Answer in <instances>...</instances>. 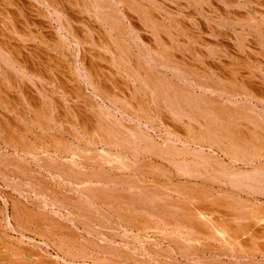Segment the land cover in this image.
<instances>
[{
    "label": "bare ground",
    "instance_id": "bare-ground-1",
    "mask_svg": "<svg viewBox=\"0 0 264 264\" xmlns=\"http://www.w3.org/2000/svg\"><path fill=\"white\" fill-rule=\"evenodd\" d=\"M1 1H3L4 6L0 8V12H2L0 24L3 29H0V56L5 60V64L2 63V67H7L8 71L11 69L14 70L16 74H14V78L20 77L23 82L22 86L25 88L29 87V84L26 85L27 81L32 84L41 83L44 85V81L55 84V79H62L67 76L65 73L63 76L61 74L63 72L62 64H67L63 60L65 57H62L63 59L55 57L62 54L60 48L65 50L67 48L68 52L72 51L74 54H81V58L77 55L78 60L75 66L73 62L69 63L70 68L67 70H69L71 79H74L73 82L77 81L76 83L80 88H82L80 82H83L87 86L86 90L92 91L93 94L94 100H90L89 97L88 102L85 99L83 100V105L81 104L83 110L86 111L85 116L80 105L78 106L81 109L72 106L74 107L72 111L73 122H68L67 119L63 122L60 115L55 117L54 121L52 120L53 124L51 122V124H48L47 115L50 117L53 116L48 114L50 111H47V106L51 107L49 110H51V114H54L57 109L53 105L59 104L58 99L57 101L49 100L51 97L50 94L57 95V93L56 89L55 92L49 93L45 90L47 87L44 88L39 84L38 97L30 96L29 91L24 92V96L28 100L29 112L32 114L31 122L38 124L37 126L44 128V130L46 129V133L54 131V127L58 129L59 125L63 127L65 123L64 126H66L67 133L70 137L73 136L76 143L79 144L81 142V144H84L86 151L90 152V148L97 147L95 148L96 151H91L92 153L90 155H93L91 159L90 156H87L89 154H83L84 147V149L80 147L76 148L74 143H68L69 141L64 139V136L56 134L52 136V139H46L44 136H35L37 138L35 139L33 135L32 138L35 141L30 140V144L26 146L15 144L14 137L16 135L14 136L13 134L15 130L10 131L13 129L10 121L9 123L6 121L8 125L3 127L4 132L7 133V135L5 134L6 145L12 147L16 151V154H19L21 161H27L28 159L26 160L25 158H31V161L39 168L50 169L52 165H49V163L53 164L52 162H56L55 166L57 169H50L54 173L49 178L55 180L62 178L65 185L69 182V177L65 174L66 169L80 172V175L85 178V181L83 183L76 182V186H79L76 190L80 196L86 197L84 198L87 199V203L93 208L91 209L95 216L93 220L100 219L98 223L95 222L97 227H104V224L109 225L108 222L110 221L112 223L113 218L105 222L107 219L106 216H101L102 218L98 217L103 214L102 207L108 208V211L112 213L109 215L118 217L119 221L116 223L119 229L124 234L128 233L127 235L131 237V241L134 243L132 247L128 242H126L127 244L119 245L114 241L115 236L113 233H109V235L104 232V234H100V241L98 240L100 245L94 241L95 239L91 240L90 238L88 242L95 249L99 247L101 253V255L95 257L92 255L94 257L92 262L88 263L87 259L90 257L87 254L85 255V252L80 247L78 249L82 250L83 253L78 255L73 254V256L69 245L72 247V244L75 243L78 237L71 231L66 221L74 222V225L70 223L72 228H83L87 233L91 234L94 228L88 224L90 216L84 213L83 208H81L83 210L82 213L79 206L76 209L78 213H74V210H72L77 206L74 207L72 205L73 208L70 209L69 204V207H66L67 203L74 202V198H70L72 195L70 197L66 196L65 198L61 193V200L59 199L60 197H56L59 193L43 186L42 183V185L40 184L42 187H40L44 192H55V194L51 193L53 194L51 196L50 193H45L53 197L51 199L49 196L51 200L43 199V197L39 198L36 190L39 186L38 183H34L35 178L29 174L25 175L22 173L21 176L18 173H14L15 168L12 169L10 167L14 171L12 174H18V177L15 176L18 179L17 181H21V179L27 177L24 182H26V186L32 187V194L30 193L31 195H28V197L30 199L33 198V201L30 200L29 202L35 203L39 208L44 204L51 209H64V212H66V221L64 224L61 220H58L60 218H52L47 215L48 213L45 214L44 212L41 213L40 211L32 210V207H28L22 203L23 201H13L12 211L11 213L9 211L8 219L11 222H20V227L23 229L24 222L26 221L27 228H25L36 236L44 237L48 243L52 242L53 247L59 250L63 258H52L47 249H44L43 246L40 247L35 240L29 239L30 244L36 245H27L25 242L27 246L21 247V250H19L20 248L17 249L19 252L8 245V251L0 252V259L4 264H22L23 261L20 259L22 252L30 253V255L34 254L33 256L36 258V261L40 264H60L59 261L62 259L64 261L70 259L69 261L72 264H76L77 261H80L82 264H255V260H258L259 263H261V259L264 261V204L256 199L255 201L250 199L244 201L238 196V193L236 195V189L240 190L238 191L239 193L245 189L248 193H253L252 195L264 197V191L260 188L264 186V113L260 114L261 111L258 113L254 109L242 107L243 104L242 106L231 108L220 103L217 106L214 104L211 105L212 102L210 100H200L201 102H197L193 98V92L196 94L197 90L201 89L205 90L204 95H210L211 97L215 95L220 97L227 96V103L233 102L235 91L232 89L238 82H236V78H239L241 82L246 79L243 74L244 72L239 70L229 55H226L231 59V62L221 64L225 70V76H222L223 72L220 71H218V74L217 72L215 74L216 76L219 75L218 79L226 80L229 94L231 93L227 95L222 91H225V88L221 90L215 82L211 84L207 77H203L195 66H190V63L188 64L185 58L186 54L188 57L194 58L201 55L202 52L209 59H214L219 54V49H216L218 47L213 45L215 43L213 38L218 33L216 32L215 26L213 27L211 26L212 24L208 25L206 23L209 40H204L202 34L200 36L199 32H195L186 27V24L181 18L177 19V15L180 16L181 11L178 14L170 11L167 3L170 0H145L146 2L151 1V6L148 4L150 2L145 3L144 0H65V2H63L64 0H16L15 7H17L13 11L9 7L13 5L14 0ZM190 1H195L198 5L206 6L205 0ZM243 1L238 0L235 3ZM174 2L178 1L174 0ZM244 2L255 5L254 7H257V9L260 8L258 10H260L259 12L264 20L263 0H245ZM233 3L234 1L232 5ZM24 5H27L30 9V13L26 11V14L30 16L29 18H23L26 15L22 7ZM175 5L182 7L179 3H175ZM74 6L76 8L73 10ZM208 6L209 8L206 6L209 9L207 12L210 13L213 21L223 19L220 16L225 15V12L219 13L215 7L211 9L212 7L210 8V5ZM239 6L235 7L236 9L231 7V9L234 8L238 11L244 7L240 6L241 8H239ZM166 13L167 15L165 16ZM86 14H88V19H86ZM249 15L250 12L245 16L240 12L238 18H229L231 23H227L234 28H240L241 33L249 29L264 39V30L261 21L259 19L258 21H253L254 16L251 17L252 15ZM135 16L141 22L142 29L151 33V38H154L152 40H155L161 46H156L151 42L152 40L150 38H143L145 32L142 34L143 30L139 26L137 28L134 24V20L136 19L133 17ZM160 16L165 21L167 20V22H164V19H161ZM126 20L128 27L125 23ZM53 23L58 28L55 33L58 37L54 38L56 39L54 47L53 45L48 46L49 39H46L47 31L51 30L52 25L54 27ZM93 33L97 35L95 38ZM129 34L136 37H133L134 39L131 43L125 40ZM184 37L190 38L192 42L203 46L195 48ZM166 38H170L172 42L168 44ZM247 38L248 33L236 37V41L241 50L246 49ZM37 45H46L43 52L47 53L49 51L47 56H43L42 49L38 54L50 62V72H53L52 75L50 74V78L52 77L51 80L47 78L48 76L46 77L43 73L38 72L39 70L36 71L31 68V71L29 70L30 75L27 76L28 68L25 64L30 60L27 61L29 55L26 56L23 51L25 50V52L32 55L33 50L38 52ZM221 47L225 48H222L223 52L228 53V46L222 45ZM179 56H181L180 60L178 59ZM139 57L145 59L147 64L142 62ZM97 60L100 62L103 61L104 63L102 62L99 67L95 63ZM206 63L209 69L213 71L215 66L207 60ZM169 74L174 78L169 79ZM2 75L4 77L5 74ZM7 80L11 82L7 83ZM173 80H178L179 82L183 80L185 82L183 85L185 86H181L179 83L173 82ZM119 81H122V85L119 84ZM5 82L8 84H6L7 86L5 84L3 86L2 83ZM11 84H16V81L7 75L0 82V103L5 102L6 96L13 93H10L12 90L9 86L14 87L15 85ZM72 84L74 85V83ZM248 84L251 85V83ZM244 86L249 93L241 91L243 93L241 95H244L246 99L258 98L264 101V91L256 90L257 87L253 88L254 86H246L245 83ZM59 89L62 90V88ZM120 89L128 96H120ZM81 91L83 92L82 89ZM68 95L65 94L66 97H69ZM198 96H202L203 98L202 93L197 94L196 97ZM220 100L222 101L223 99ZM49 101L53 104L51 105V102L48 104ZM242 103L244 102L242 101ZM18 107L25 109L23 103L20 102L18 103ZM150 108H153L152 110L156 116L160 117L164 113V110H168L170 113L176 115V118L168 114L169 118L166 119L168 121L161 120V125L158 126L155 123L156 120ZM23 115H25V112ZM205 121L209 124H206ZM163 129L164 133L161 134V130ZM79 130L86 135V139L83 137V134H81L83 136L80 135V137H83L82 139L79 137V133H77ZM156 135L157 137L160 136L159 141H156L154 138ZM46 137L49 138V135ZM212 149H219L223 155L231 160L232 164L244 163L247 166L255 164L254 169L251 168V171L249 169V172H247L248 170L243 172L239 168L238 170L240 172L228 168V164L225 165L224 161L219 158L220 156L218 157ZM82 150L83 153H81ZM49 151L53 153L49 155L50 157L47 156V152ZM49 153L51 154V152ZM153 153L155 155L158 154L157 157L161 156L163 160H168L167 163L171 164V166L174 165L176 168L175 176H181L183 179H187V181L176 182L174 184L172 182L163 184L160 181H156L161 176L165 179H171L172 172L167 168H163L160 164H151L152 160L149 159ZM67 156H71L72 159L70 160H73V162L69 159L68 161L65 159V161L64 158ZM86 156L91 160L85 158ZM139 156H143L145 159L140 162L138 160ZM181 157L183 159L180 160ZM187 159L189 161L192 160L196 164L194 163V166H191ZM74 160L77 161L75 162ZM197 164H200L201 167L199 168L198 166L197 168ZM12 165L14 164L12 163ZM16 165L18 166V164ZM115 170L116 172L119 171L120 175L107 176L106 171L110 173ZM126 172L129 173L128 177L124 174ZM2 173L4 172L2 171ZM9 176L2 175V179L10 185L16 183L14 181L10 182L14 175L11 178ZM189 178L196 180L205 179L204 181L208 178H218V180L223 182L220 183L223 187L226 184L227 186H225L232 187V190L219 188L214 192L215 196H208L205 186L201 188L198 184L199 182H194L196 184L188 182L190 181L188 180ZM209 181L212 182L211 180ZM17 185L14 184L13 186L16 187ZM24 185L20 183L18 186L20 187V191H22L21 187L23 188ZM67 185L71 184L67 183ZM209 192L211 194L212 191ZM68 193L66 191L67 195ZM43 196L48 197V195ZM135 197L145 199L144 201H147V203L143 202L144 204L142 205L144 206H142L139 203L141 200L137 201ZM20 198L22 199L24 197ZM97 200L101 202H97ZM115 201L121 204H118L119 208L114 204ZM76 202L77 200H75V204L79 203ZM127 208L137 209L136 214L130 215L129 212H125L126 210L124 209ZM148 214H152L153 217L156 216L157 226H154V220H151L147 216ZM103 217L106 219L104 220ZM78 218L84 221L78 220ZM151 221L153 222L151 223ZM40 224L45 225L51 235ZM11 227L14 226L11 225ZM6 233L4 232V234ZM150 233L157 235L159 238L161 237L163 240L161 242L168 244L166 246L167 249L164 250L162 247H158V250H155V248H152L150 243L153 241V237L150 238ZM25 238L26 236L23 235L22 239L18 238L15 240L18 246L24 244L23 239ZM2 243L6 245V243ZM46 243L45 247L47 246ZM215 255L217 256V261L213 257ZM58 259L61 260L58 261ZM224 260H227V262ZM26 264L30 263L27 261Z\"/></svg>",
    "mask_w": 264,
    "mask_h": 264
},
{
    "label": "rangeland",
    "instance_id": "rangeland-1",
    "mask_svg": "<svg viewBox=\"0 0 264 264\" xmlns=\"http://www.w3.org/2000/svg\"><path fill=\"white\" fill-rule=\"evenodd\" d=\"M15 1L16 0H14V2H13V7L12 6H10L9 7V9L11 10V11H13V10H15L16 9V7H15ZM60 1H63V0H60ZM145 1V0H144ZM175 1H178V2H174V0H170V1H168L167 3H168V8L170 9V11L171 12H175V14H178V13H180V11L182 12V13H180L181 15L180 16H178L177 15V19L178 18H181V20H183L184 21V23L186 24V27H188V28H190V29H192V30H194L195 32H199V34H200V36H202V37H204V40H206V41H208L209 40V36H208V27L206 26V23L208 24V25H211V26H215L216 27V32H218V33H216V36L213 38V40H214V42L215 43H213V45H216V47H218V48H216V49H219V56L218 55H216V59L214 58V59H209V58H207L206 57V55L204 54V53H202L201 52V55H199V56H197V57H194V58H190V57H188V55L186 54L185 55V58L187 59V61H188V64L190 65V66H195V68L199 71V73L204 77L205 76V78L207 77V79L209 80V82L211 83V84H214V83H212V82H215V84L217 85V87L219 88V89H224L225 88V91L224 90H222L224 93H226L227 95H230L229 94V88L227 87L228 85L226 84V80H224V79H218V76H216V72H217V74H218V71H220V72H223V74H222V76H225V70H224V68H222L223 66L221 65V64H227V62L229 63V62H231V59L230 58H228L226 55H229L231 58H232V61L234 62V64L235 65H237L238 66V68H239V70H241L242 72H244L243 74H244V76H245V78L246 79H244V81L243 82H241V80L239 79V78H236V85H234L232 88V90L233 91H235V98H234V101L233 102H228L227 103V96H224V97H220V96H218V95H215V96H210V95H204V92H205V90H201V89H198L197 90V93L195 94L194 92H193V98H195V100L197 101V102H201V101H204V100H210V102H212L211 103V105H218V103H220L221 105H224V106H230L231 108H233V107H238V106H242V104H243V106L242 107H247V108H251V109H254L256 112H258V113H260V111H261V113L260 114H262V113H264V101H261L260 99H258V98H253V99H246V97L244 96V95H241V94H243V93H241V91H243V92H245V93H247L248 92V90H247V88L244 86V83H245V85L247 86H254L253 88H255V87H257V89L256 90H259V91H264V39H262L261 37H259L258 35H256L255 33H253L251 30H246L245 32L243 31V33H241V29L240 28H234V27H232L230 24H228V23H231V21L229 20V18H238V14L241 12V14L243 13V15L245 16L248 12H250V15L249 16H251V17H253L254 16V19H253V21H258V19L261 21V23H262V25H263V30H264V20L262 19V15H261V13L259 12L260 10H258V9H260V8H258L257 9V7L255 8L254 6L255 5H250V4H246V2H244L243 0V2H236L235 3V1H238V0H205V3H206V6L209 8V6L208 5H210V8L211 9H214V7H215V9L217 10V11H219V13L220 12H225V15H221L220 17H222L223 19H218V20H214L213 21V18L212 17H210V13L209 12H207V10L209 11V9L204 5H198V3L196 4V2L194 1V2H192V1H190V0H175ZM234 1V3H233V5H232V2ZM264 1V0H263ZM3 1H1L0 0V8L2 7L3 8V6H4V4L2 3ZM63 2H65V0L63 1ZM147 2H150V3H148L150 6H151V1H147ZM146 1H145V3H147ZM1 3H2V6H1ZM175 3H179V4H181L182 5V7H177L176 5H175ZM192 3V4H191ZM218 3H219V5H218ZM225 5H224V4ZM238 3V4H237ZM242 3V4H241ZM186 4V5H185ZM248 5V6H246V5ZM170 5H172V6H170ZM244 6V7H242V10H243V12H242V10L241 9H239L238 11L237 10H235L236 8L235 7H237V6ZM21 6V5H20ZM25 6V7H24ZM24 6H22L23 8H24V12H25V14H26V11L27 12H29V7L27 6V5H24ZM187 6V7H186ZM223 6V7H222ZM226 6V7H225ZM230 6V7H229ZM239 6V8H241ZM246 6V7H245ZM21 7V8H22ZM202 7V8H201ZM231 7H234V8H232L231 9ZM27 8V9H26ZM76 7L74 6V8H73V10L75 9ZM177 8V9H176ZM203 9H205V10H203ZM238 9V8H237ZM256 9V10H255ZM8 10V9H7ZM247 10V11H246ZM193 11V12H192ZM205 11V12H204ZM237 11V12H236ZM246 11V12H245ZM30 13V12H29ZM186 13V14H185ZM188 13V14H187ZM194 13V14H193ZM204 13V14H203ZM208 13V14H207ZM234 13V14H233ZM255 13H256V15H255ZM158 14L159 15H161V13L160 12H158ZM228 14H230V15H228ZM233 14V15H232ZM236 14V15H235ZM27 15V16H26ZM25 15V17H23V18H29L30 16L28 15V14H26ZM167 15V13L165 14V16ZM186 15V16H185ZM232 15V16H231ZM86 16H87V18L86 19H88V14H86ZM190 16V17H189ZM226 16H227V18H226ZM157 17H159L158 15H157ZM0 18H2V12H0ZM134 19H136V20H134V24L137 26V28H138V26H139V28L141 29V30H143L142 29V26L140 25L141 24V22L138 20V18H136V16L135 17H133ZM160 18L161 19H164L162 16H160ZM204 18V19H203ZM217 18V17H216ZM90 19V18H89ZM225 19V20H224ZM227 19H228V21H227ZM244 19H246V18H244ZM256 19V20H255ZM201 20V21H200ZM222 20V21H221ZM192 21H194V22H192ZM219 21V22H218ZM164 22H167V20L165 21V19H164ZM215 24H214V23ZM228 22V23H227ZM125 23H126V26H127V20L125 21ZM188 23V24H187ZM197 23V24H196ZM54 24V23H53ZM97 24V23H96ZM138 24V25H137ZM214 24V25H213ZM219 24V25H218ZM98 25V24H97ZM197 25V26H196ZM225 25H227V26H225ZM57 25H55L54 24V27H53V25H52V28H51V30H48L47 31V37H46V39H49V42H48V46L49 45H53V47L55 46V40L56 39H54V38H57L58 37V35H56L55 33H56V29H58L57 27H56ZM141 26V27H140ZM218 26V27H217ZM3 27H4V25H3ZM56 27V28H55ZM87 27V26H86ZM128 27V26H127ZM126 28V27H125ZM204 30H203V29ZM234 28V29H233ZM0 29L1 30H3L2 29V27H1V24H0ZM206 29H207V31H206ZM218 30V31H217ZM130 31V30H129ZM205 31V32H204ZM5 32H8V31H5ZM52 32V33H51ZM145 32V33H144ZM201 32V33H200ZM144 33V34H143ZM248 33V38H247V42H246V49H244V50H241L240 49V47H239V45H238V42L236 41V37H238V36H242V34H247ZM94 34V38L97 36V35H95V33H93ZM142 34L144 35V37L143 38H145V39H154V38H151L152 36H151V33H149L148 31L146 32V31H144L143 30V32H142ZM148 34V35H147ZM183 34H185V32H183ZM202 34V35H201ZM142 35V36H143ZM132 36V37H131ZM137 36V35H136ZM133 35H128V38L127 39H125L126 41H130L129 43H131L132 42V40L134 39V38H136V37H134ZM51 38V39H50ZM132 38V39H131ZM185 38V40L191 45V46H193V47H195V48H198V47H200V46H203V45H200V44H198V43H195V42H192L191 40H190V38H186V37H184ZM138 39V38H137ZM166 40L168 41V44L170 43V42H172V40L170 39V38H166ZM139 41V40H138ZM152 43H154L156 46H161L158 42H156L155 40H152L151 41ZM218 45V46H217ZM228 46V50H227V52L228 53H226V52H223L222 50V48H224V47H221V46ZM247 46H249V47H247ZM35 47V46H34ZM37 47H38V52H36V51H32L31 53H32V55H30L28 52H25V50L23 51V53L26 55V56H28L29 57V59H27V61H29V62H27V64H25V66L28 68V73H27V76H29L30 75V68L31 69H34V70H36V71H38V72H40V73H43V75H45L48 79L50 78V74L52 75L53 74V72H50L51 71V69H50V62L46 59V58H44V57H40V54H38V53H40L39 51L42 49V52L44 51V48H46V45H37ZM41 47V48H40ZM61 49V52H62V54H60V55H58V54H55V55H58V56H55V57H59V58H62V57H65L63 60H64V62L66 61V63L67 64H65V63H63L62 65V69H63V72L61 73L62 74V76H63V74L65 73V75H67V76H65V78H62V79H59V78H57V79H55V84L56 85H58V86H56L54 83H52V82H47V81H44V85H45V83H47L45 86L44 85H42L41 83H36V84H32V83H28V81L26 82V85H28L29 84V87L28 88H25V87H23L22 85H23V82L21 81V78L20 77H16V78H14L15 77V71L14 70H9L8 71V69H7V67H2L3 65H2V63H4L5 64V60L3 59V57L2 56H0V82H2L3 81V79H4V77H6V75L8 76V77H11V78H13L15 81H16V84H11V85H15L14 87H12V86H9V88H11V90L12 91H10V93L11 92H13V93H11L9 96H6V101L5 102H1L2 103V105H1V103H0V135H1V137H0V167H1V169H0V172H1V176H0V246H1V249H0V252H4V251H8V249L9 248H7V246L8 245H10L11 246V248L12 249H16V251H18L19 252V250H21V247H23V246H27V245H32V246H34V245H36V244H30L29 243V239H33V240H35L36 241V243L41 247V246H43L44 247V249H47L48 251H49V253H50V255L52 256V258H54V259H57V258H61L63 255L59 252V250L57 249V248H54L53 247V245H52V242H50V243H48L45 239H44V237H40V236H36V235H34L32 232H29V230L28 229H26L27 228V226H26V221L24 222V229L23 228H21L20 227V222H17V221H15V222H11V220L10 219H8L9 217H8V215H9V211H10V213H11V211H12V207H13V201H15V200H18V201H23L22 203H24V204H26L28 207H32L31 209L32 210H37V211H40L41 213L42 212H44L45 214H47V215H49V216H51L52 218H60V219H58V220H61L64 224H65V221H66V212H64L65 210L64 209H61V210H55V209H51V208H49V207H47V206H45L44 204H42V202H41V208H39L35 203H32V202H29L30 200L31 201H33V198H29L28 197V195H31L32 194V187L31 186H26V182H24L25 181V179L27 178H23V179H21V181H17L18 179H16V177H18L17 175L18 174H20L21 176H22V173L23 174H29L30 176H32L33 178H35V181H34V183H38V188H36V190H37V193H38V195H39V198H42L43 197V199H48V200H51V199H53V197H51L53 194H55V192H57V193H59L58 194V196H56V197H60L59 199H61L62 200V195H61V193L64 195L63 197H65L66 198V196H68V197H70L71 195V197L70 198H74V202H75V200H77V202H79L78 204H75L74 202V204L73 203H67L66 204V207H69V204H70V209H72L73 208V206L74 207H76L75 209H72V210H74L73 212L75 213H78V211L76 210V209H78V206H79V208H80V210H81V208H83V210L85 211L84 213H87V215L88 216H90L89 217V226H91V227H93L94 229L92 230V232H91V234H89V233H87L83 228H80V229H77V228H72V226H70V223L72 224V225H74L73 223L74 222H71V221H69V220H67L66 222H67V225L71 228V231L73 232V233H75L76 235H77V240H75V243H73L72 244V247L69 245V247H70V249H71V253H72V255L74 254V255H78V254H80V253H83V251L85 252L84 254L86 255H88L90 258V260L89 259H87L88 260V263L89 262H92V260L94 259V257L95 256H97V255H101V253H100V251H99V247H97L96 249L95 248H93L88 242H89V240H90V238H91V240H94V241H96L99 245H100V237H101V233H103L104 234V232L105 233H107V234H112L113 233V235L115 236V240L114 241H116V243L117 244H119V245H123V244H127L126 242H128V244L132 247V246H134V243H133V241H131L132 239H131V237L130 236H128L127 234L128 233H123L122 232V230L121 229H119V226H118V217H115V216H113V215H109L111 212H109L108 210V208H104V207H102L103 208V214L102 215H100V216H98V217H101V216H106V218H104V220H105V222L106 221H109V220H111L112 218L115 220V222H114V220L112 219V223H111V221L110 222H108L109 223V225H107V224H104V227H97V224H95V222L96 223H98L99 221H100V219L98 218V219H95V220H93L94 219V214L92 213L93 212V210H91V209H93L92 207H90V205L87 203V199H85L86 197L85 196H80V194L78 193V191L76 190L77 189V187H79V186H76L77 185V183H83L85 180V178H83V176L82 175H80V172L78 173V171H76V170H73V171H71V170H69V169H66L65 170V174H67V176L69 177V182H67L68 184H71V185H67V183H66V185L63 183V179L62 178H60V179H52V178H49L50 176H51V174L52 173H54L52 170H50V169H57V167L55 166L56 165V162H52L53 164H50L49 163V165H52V167L50 168V169H42V168H39L33 161H31V158L29 159V158H25L27 161H25V160H23V161H21L20 159H19V154L17 155L16 154V151H14V149L12 148V147H9V146H7L6 145V141H5V138H6V135H7V133L6 132H4V130H3V127H6L7 125H8V123H9V121L11 122V125H12V128L13 129H11L10 131H14L13 132V134H14V136L16 137H14V139H15V144H21V145H28V144H30V142L33 140V138H35V139H37L36 137L37 136H40V137H45L46 139H52V136H54V134H56V135H61V136H64V139H66V140H68L69 142L68 143H74V145H75V147L77 148V147H80L81 149H84V153H83V150H82V152L81 153H83L84 155H87V154H89V155H87V156H92L93 157V155L91 154L90 155V153H92L91 151H96V147L97 146H95L94 148L92 147V148H90L89 150H91L90 152L89 151H86V146H84V144H81V142L78 144V143H76L75 142V140L73 139V136H71L70 137V135L67 133V130L65 129L66 128V126H64L65 125V123H64V125H63V127H60V125L58 126V129H56L55 127H54V131H52V132H49V133H46V129L44 130V128H40L39 126H37L38 124H33L32 122H31V117H32V114L29 112V108H28V100H26V98H25V96H24V92H30V96H35V97H38L39 95H38V92H39V84H41L42 85V87H47V88H45V90H47L49 93H51V92H55V89H56V93H57V95H55V94H50L51 95V97H50V99L49 100H56L57 101V99H58V105H53L56 109H57V111L55 112L56 113V115H54L53 113L51 114V110H49V108H51L50 106H47V111H50V113L48 112V114H50L51 116H53V117H50L49 115H47V119H48V124H53V121H54V118L55 117H58V116H60L61 118H62V121L64 122L65 121V119H67V121L68 122H70V121H74V119H73V115H72V111L74 110V107H72V106H75L76 108L78 107V108H80L78 105H80L81 106V110L82 111H84V116H85V114H86V111L85 110H83V100H85L86 99V101L88 102V98L90 97V100H94L93 99V94H92V91H88V90H86L87 89V86L83 83V82H80V85H81V87L82 88H80L79 87V85H77V81H75V82H73L74 81V79L72 80L71 79V77H70V75H69V70H67V69H69L70 67H69V63H72L73 62V64H74V66L77 64V60H78V56L77 55H79V58H81V54H77V53H72V51H70V52H68L67 51V48H66V50L65 49H63V48H60ZM145 49H147V48H145ZM225 49V48H224ZM220 50H221V52H220ZM53 51V50H52ZM196 51H198V50H196ZM234 52V53H233ZM252 52H257V53H252ZM28 53V54H27ZM47 53H49V51H47ZM47 53H45V52H43L42 54H43V56H47ZM53 53V52H52ZM70 53V54H69ZM223 53V54H222ZM204 54V55H203ZM249 54V55H248ZM253 54V55H252ZM62 55V56H61ZM223 55V56H222ZM251 55V56H250ZM261 55V56H260ZM35 56V57H34ZM187 56V57H186ZM225 56V57H224ZM243 58H242V57ZM250 56V57H249ZM54 57V56H53ZM184 57V56H183ZM221 57V58H220ZM237 57V58H236ZM239 57V58H238ZM33 58H35V59H33ZM41 58V59H40ZM139 58H141V61L142 62H144V63H146V61H145V59H142V57H139ZM169 58V57H168ZM190 58V59H189ZM203 58V59H202ZM219 58V59H218ZM246 58V59H245ZM3 59V60H2ZM67 59V60H66ZM178 59L180 60L181 59V56H179L178 57ZM240 59V60H239ZM257 59V60H256ZM33 60V61H32ZM45 60V61H44ZM72 60V61H71ZM206 60L207 61H209V63L210 64H212V65H214L215 67L213 68L214 70L212 71V70H210L209 69V67H208V65H207V63H206ZM225 60V61H224ZM1 61H3V62H1ZM37 61H39V62H37ZM71 61V62H70ZM194 61V62H193ZM197 61V62H196ZM103 62V61H102ZM102 62H100L99 60H97L95 63L100 67V64H102ZM201 62V63H200ZM212 62V63H211ZM258 62V63H257ZM263 62V63H262ZM35 63V64H34ZM104 63V62H103ZM193 63V64H192ZM245 63V64H244ZM147 64V63H146ZM240 64V65H239ZM42 67H41V66ZM48 65V66H47ZM250 65V66H249ZM38 66V67H37ZM198 66V67H197ZM3 68V69H2ZM199 68V69H198ZM220 68V69H219ZM7 69V70H6ZM253 70V71H251V70ZM30 70V71H29ZM43 70V71H42ZM207 70V71H206ZM223 70V71H222ZM6 71V72H5ZM47 71V72H46ZM5 72V73H4ZM25 72V71H24ZM49 72V73H48ZM255 72V73H254ZM47 73V74H46ZM68 73V74H67ZM2 74H5L4 75V77H2L3 75ZM13 74V75H12ZM15 74V75H14ZM206 74V75H205ZM257 74V75H256ZM57 75H58V73H57ZM170 76H168V78L169 79H173L174 77H172V75L171 74H169ZM212 75V76H211ZM253 76V77H252ZM258 76V77H257ZM66 77H68V78H66ZM20 78V79H19ZM52 78V77H51ZM51 78H50V80H51ZM255 80H254V79ZM9 79V78H8ZM59 79V80H58ZM249 79H251V80H248ZM253 79V80H252ZM18 80H20V81H18ZM58 80V81H57ZM257 80V81H256ZM61 81V82H60ZM175 81V83H179L181 86H185V85H183V84H185V82L183 81V80H181L180 82L178 81V80H173V82ZM253 83H252V82ZM7 83L8 82H11V81H6ZM2 83L3 84V86H4V84L6 85L7 83ZM25 82V81H24ZM38 82V81H37ZM71 82V83H70ZM120 82V83H119ZM118 83L120 84V85H122L121 83H122V81H119ZM132 82V81H131ZM72 83H74V85L72 84ZM219 83V84H218ZM224 83H225V85H224ZM248 83H251V85L250 84H248ZM255 83V84H254ZM133 84V83H132ZM241 84V85H240ZM8 85V84H7ZM6 85V86H7ZM24 85H25V83H24ZM260 85V86H259ZM38 86V87H37ZM62 86V87H61ZM224 86V87H223ZM243 86V87H242ZM259 87H261V88H259ZM59 88H62V90H60ZM64 88V89H63ZM238 88V89H237ZM263 88V89H262ZM23 89V90H22ZM32 89V90H31ZM67 89V90H66ZM81 89L83 90V92L81 91ZM241 89V90H240ZM15 90V91H14ZM38 90V91H37ZM52 90V91H51ZM79 90V91H78ZM34 91V92H33ZM66 91V92H65ZM71 91V92H70ZM87 91H88V93H87ZM121 91V92H120ZM120 91H119V95L120 96H128L126 93H124L121 89H120ZM251 91V90H250ZM20 92V93H19ZM65 92V93H64ZM73 92V93H72ZM80 92H82V93H80ZM37 93V94H36ZM199 93H202V95H203V98H202V96L201 97H196L197 96V94H199ZM249 93V92H248ZM264 93V92H263ZM20 94V95H19ZM22 94V95H21ZM33 94V95H32ZM65 94H69L68 96L69 97H66L65 96ZM71 94V95H70ZM141 94V93H140ZM27 97H28V95L27 94H25ZM89 95V96H88ZM142 95V94H141ZM11 96V97H10ZM16 97V98H15ZM24 97V98H23ZM61 97V98H60ZM226 97V98H225ZM11 98V99H10ZM14 98V99H13ZM53 98V99H52ZM70 98H72V99H70ZM83 98V99H82ZM209 98V99H208ZM70 99V100H69ZM79 99V100H78ZM220 99H223L222 101L220 100ZM11 100V101H10ZM15 100H17V101H15ZM201 100V101H200ZM211 100H213L214 101V103H213V101H211ZM216 100V101H215ZM218 100V101H217ZM20 103H23V105L25 106V109H23V108H17V106H18V103L19 102ZM55 101V102H56ZM242 101L244 102V103H246L247 104V106H246V104H244V103H242ZM249 101V102H248ZM252 101V102H251ZM7 102H8V104H7ZM11 104H10V103ZM15 102H16V104H15ZM48 102V101H47ZM50 102L51 101H49V103L48 104H50ZM216 102V103H215ZM5 103V104H4ZM14 103V104H13ZM71 103V104H70ZM160 103V102H159ZM236 105H235V104ZM241 103V104H240ZM249 103V104H248ZM53 103L51 102V105H52ZM82 104V105H81ZM229 104V105H228ZM238 104V105H237ZM253 104V105H252ZM255 104H257V105H255ZM27 105V106H26ZM160 105L162 106V104L160 103ZM234 105V106H233ZM13 106V107H12ZM15 106V107H14ZM252 106V107H251ZM17 108V109H16ZM20 109V110H19ZM153 108H150V110L152 111V115H153V117L155 118V120H156V124L158 125V126H160L161 125V123H160V121L161 120H166V119H168L169 118V115H171L172 117H174V118H176V115H174V114H172V113H170V111H168V110H164V113L162 114V116H156V114H154V112H153V110H152ZM237 109H239V108H237ZM158 110V109H157ZM25 112V115H23V113ZM27 112V113H26ZM93 113V112H92ZM92 113H89V114H92ZM96 113V112H95ZM6 114V115H5ZM29 114V115H28ZM169 114V115H168ZM64 115V116H63ZM68 115V116H67ZM155 115V116H154ZM167 115V116H166ZM10 116V117H9ZM14 117V118H13ZM164 117V118H163ZM166 117V118H165ZM7 118V119H6ZM69 118V119H68ZM51 120V121H50ZM53 120V121H52ZM8 123H7V122ZM66 121V122H67ZM166 121H168V120H166ZM6 122V123H5ZM51 122V123H50ZM206 122V121H205ZM206 124H209V123H207L206 122ZM2 126V127H1ZM19 130H18V129ZM20 128H21V130H20ZM24 128V129H23ZM26 129V130H25ZM64 131H63V130ZM18 130V131H17ZM25 130V131H24ZM28 130V131H27ZM34 130V131H33ZM162 132H161V134H163L164 133V129L163 130H161ZM3 132V133H2ZM33 132V133H32ZM58 132V133H57ZM49 135V138L48 137H46L47 135ZM63 133V134H62ZM77 133H79L78 135H79V137H80V135L81 134H83L84 135V133H82V131H78ZM6 134V135H5ZM67 134V135H66ZM28 135V136H27ZM33 135H34V137H33ZM51 135V136H50ZM83 135H81V136H83ZM20 136V137H19ZM36 136V137H35ZM28 137V138H27ZM33 137V138H32ZM85 139H86V135H84L83 136ZM83 137H80L81 139L83 138ZM159 137L160 136H158L157 137V135L154 137L155 139H156V141H159L158 139H159ZM45 138H43V139H45ZM18 139V140H17ZM35 139L33 140V141H35ZM45 139V140H46ZM17 140V141H16ZM20 140V141H19ZM23 140V141H22ZM31 140V141H30ZM19 141V142H18ZM46 141H48V140H46ZM16 142H18V143H16ZM26 142V143H25ZM77 144V145H76ZM80 145V146H79ZM82 145V146H81ZM84 147V148H83ZM12 148V149H11ZM99 148V147H98ZM92 149H94V150H92ZM206 149H210V148H206ZM98 150H100V149H98ZM213 150V149H212ZM85 151H86V154H85ZM213 151H215L214 153H216L217 155H218V157L222 160V161H224V164L225 165H227V167L228 168H232V169H234V170H238L239 168H240V170H243V172H245V171H247V172H249V169H250V171H251V168L252 169H254L253 167L255 166V164H253V165H250V166H247V165H245L244 163V165L243 164H241V163H239V164H232V162H231V160L227 157V156H225V155H223L222 153H221V151L219 150V149H214ZM5 152V153H4ZM49 152H51V154L49 153ZM49 152H47L48 153V155L47 156H49V155H52L53 153H52V151H49ZM220 152V153H219ZM94 154V153H93ZM157 155L158 154H152V157L149 159V160H152L151 162V164H160L161 166H163V168H167L168 170H170L171 172H172V178L171 179H165L163 176H161V177H159V178H157L156 179V181H160V183H169V182H172L173 184L174 183H179V182H184V181H187V179H183V177H181V176H175L176 175V168H175V166L174 165H172L171 166V164H169V163H167V161L168 160H163V159H161L162 157L161 156H159V157H157ZM87 156L85 157V158H87ZM2 157V158H1ZM50 157V156H49ZM68 157V158H67ZM66 158H64V160L66 159L67 161H68V159L70 160V159H72V157L71 156H67ZM70 157V158H69ZM92 157H91V159H92ZM78 158V157H77ZM227 158V159H226ZM87 159H90L89 157L87 158ZM90 159V160H91ZM143 159H145L143 156H139L138 157V160L141 162ZM159 159V160H158ZM181 159H183L182 157L180 158V160ZM7 160V161H6ZM65 160V161H66ZM148 160V161H149ZM163 160V161H162ZM188 160V159H187ZM11 161V162H10ZM71 162H73V160H70ZM75 162L77 161V160H74ZM4 162V163H3ZM30 164H29V163ZM226 162V163H225ZM12 163L14 164V165H12ZM27 163V164H26ZM142 163H146V162H142ZM188 163L191 165V166H194L193 164L195 163V162H192V160H188ZM16 164H18V166L16 165ZM196 164V163H195ZM36 165V166H35ZM8 166V167H7ZM15 166V167H14ZM28 166V167H27ZM132 166V165H131ZM198 166H199V168L201 167V165L199 164H197V168H198ZM241 166V167H240ZM7 167V168H6ZM10 167L13 169V168H15L14 169V171H12V169H10ZM56 167V168H55ZM236 167V168H235ZM238 167V168H237ZM31 170H30V169ZM246 168V169H245ZM39 169V170H38ZM130 169H131V167H130ZM175 171H174V170ZM7 170H9V171H7ZM41 170V171H40ZM43 170V171H42ZM240 170H238V171H240ZM2 171L4 172V173H2ZM6 171V172H5ZM68 171V172H67ZM8 172V173H7ZM12 172H14V173H18V174H12ZM67 172V173H66ZM87 172V171H86ZM90 172V171H89ZM125 172V171H124ZM131 172V171H130ZM241 172V171H240ZM73 173H75V174H73ZM88 173V172H87ZM106 173H107V176H109V175H120V173H119V171H117L116 172V170L114 171V172H108V171H106ZM10 176H9V175ZM14 175V177H12V175ZM68 174H70V175H68ZM72 174V175H71ZM123 174V173H122ZM127 177L129 176L128 174V172H126V173H124ZM2 175H7V176H9V178H11L12 177V180L10 181V182H16V183H12V185H10L9 183H6L3 179H2ZM16 176V177H15ZM71 176V177H70ZM49 178V179H48ZM16 179V180H15ZM42 179V180H41ZM79 179V180H78ZM87 179V178H86ZM160 179V180H159ZM211 180L212 182H210L209 180ZM208 179H206V181H204L205 179H197V180H200V181H197L196 179H191V178H189L188 180H190V181H188V182H191V183H193V184H196V183H198L199 184V186L201 187V188H204L203 186H205V188L207 189L206 191H207V195L209 196H215V194H214V192L216 191V190H218L219 188H222L223 190H232V187H226L227 185L226 184H224V187L220 184V183H223V182H221L220 180H218V178H208ZM169 180V181H168ZM171 180V181H170ZM202 180V181H201ZM88 181V180H87ZM40 182V183H39ZM77 182V183H76ZM194 182H196V183H194ZM200 182H201V184H200ZM20 183H22L23 185H24V187L22 188L21 187V189H22V191H20V187H18L19 185H20ZM33 183V184H34ZM43 184V186H45V187H47V188H50V190H54L55 192L53 193V192H49V191H47V192H44L43 190H42V184ZM59 183V184H58ZM61 183H63V184H61ZM204 183H206V184H204ZM211 183H212V185H211ZM14 184H18L16 187L15 186H13ZM41 184V185H40ZM53 184V185H52ZM210 184V185H209ZM63 185V186H62ZM65 185V186H64ZM226 185V186H225ZM41 186V187H40ZM215 186V187H214ZM31 187V188H30ZM57 187V188H56ZM64 187V188H63ZM69 187H72V188H69ZM210 187V188H209ZM17 188H19V189H17ZM69 188V189H68ZM73 188H74V190H73ZM213 188V189H212ZM228 188V189H227ZM260 188H262V190L264 191V186H261ZM71 189V190H70ZM19 190V191H18ZM38 190H40V191H38ZM42 190V191H41ZM73 190V191H72ZM76 190V191H75ZM18 191V192H17ZM66 191H67V193H68V195L66 194ZM209 191H212L211 192V194H209L210 192ZM238 191H240L239 189H236V195H238V196H240V198L242 199V200H244V201H247V200H253V201H255V199L256 200H259V202L260 203H263L264 204V197L263 196H260V195H258V196H256V195H252V194H250V193H248V191H246L245 189L243 190V191H241V193H239ZM39 192H41V193H39ZM74 192H75V195H74ZM19 193H21V194H19ZM31 193V194H30ZM45 193H50V195L49 194H45ZM51 193H53V194H51ZM76 193H77V195H76ZM238 193V194H237ZM243 193V194H242ZM70 194V195H69ZM245 194H247V195H245ZM38 195H37V197H38ZM43 195H48V197H45V196H43ZM60 195V196H59ZM49 196L51 197V199L49 198ZM78 196V197H77ZM2 197V198H1ZM20 197H24V198H20ZM77 197V198H76ZM85 197V198H84ZM248 197V198H247ZM260 197V198H259ZM76 198V199H75ZM137 198V199H136ZM3 199V200H2ZM14 199V200H13ZM21 199V200H20ZM25 200V201H24ZM135 200H141V201H139V203H140V205H142V204H144L143 202H145V203H147V201H144L143 199H141V198H138V197H135ZM262 201V202H261ZM12 202V203H11ZM36 202H38V201H36ZM76 202V203H77ZM97 202H101L100 200H97ZM29 204V205H28ZM81 204V205H80ZM86 204V205H85ZM114 204H116V207L117 208H119L118 206L119 205H121L119 202H117V201H115L114 202ZM119 204V205H118ZM73 205V206H72ZM82 205H83V207H82ZM81 206V207H80ZM142 206H144V205H142ZM87 208V209H86ZM41 209V210H40ZM46 209V210H45ZM76 210V211H75ZM79 210V211H80ZM83 210H81V212L83 213ZM124 210H126L125 212H129V214L130 215H133V214H136L135 212H136V210L137 209H134V208H131V209H124ZM130 210V211H129ZM47 211V212H46ZM107 211V212H106ZM131 212H132V214H131ZM38 213V212H37ZM80 213V212H79ZM91 213V214H90ZM154 213V212H153ZM106 214V215H105ZM112 214V213H111ZM60 215V216H59ZM107 215H108V217H107ZM151 220H154V223H155V225H154V223H153V225L154 226H157V224H156V222H157V218H156V216L155 217H153L152 216V214H148L147 215ZM86 217V216H85ZM92 217V218H91ZM110 217V218H109ZM36 218H38V217H36ZM102 218V217H101ZM153 218V219H152ZM80 218H78V220H79ZM80 220H83V219H80ZM91 220V221H90ZM117 220V221H116ZM10 221V222H9ZM24 221V220H23ZM84 221V220H83ZM85 221H86V218H85ZM117 222V223H116ZM153 221H151V223H152ZM10 223V224H9ZM19 223V224H18ZM23 223V222H22ZM69 223V224H68ZM78 223V222H77ZM86 223V222H85ZM91 223V224H90ZM8 225V226H7ZM11 225H13L14 227H11ZM107 225V226H106ZM40 226H44V230H47V228L45 227V225H41L40 224ZM111 226V227H110ZM26 227V228H25ZM29 227V226H28ZM75 227V226H74ZM116 229H115V228ZM100 228V229H99ZM102 229V230H101ZM1 230H2V232H1ZM8 230H10V231H8ZM11 230H13V231H11ZM24 230V231H23ZM112 230V231H111ZM115 230V231H114ZM26 231V232H25ZM83 231H85V232H83ZM4 232L7 234H4ZM47 232H48V230H47ZM115 232V233H114ZM22 233V234H21ZM49 233V235H51L50 234V232H48ZM84 233V234H83ZM109 234V235H110ZM118 236H117V235ZM6 235V236H5ZM23 235H25L26 236V238H28V239H23V241H24V244H21V246L19 245L18 246V244L16 243V239H22V236ZM79 235H80V237H79ZM83 235V236H82ZM96 235V236H95ZM126 235V236H125ZM130 235H132V234H130ZM150 238L151 237H153L152 238V242L150 243V246L152 247V248H155V250L157 249L158 250V247L159 248H161L162 247V249H164V250H166L167 248H166V246H168V244L167 243H164V242H161V241H163L162 239H161V237L159 238L157 235H152L151 233H150ZM53 236V235H52ZM94 236H95V238H94ZM84 237V238H83ZM86 237V238H85ZM93 237V238H92ZM118 237V238H117ZM15 238V239H14ZM130 238V239H129ZM53 239L54 240H56L55 239V237H53ZM81 239H82V241H81ZM88 239V240H87ZM120 239V240H119ZM14 240V241H13ZM99 240V241H98ZM159 242H158V241ZM38 241V242H37ZM57 241V240H56ZM55 241V242H56ZM85 241V242H84ZM2 242H4V243H6V245H3V243ZM25 242H26V244L27 245H25ZM47 242V243H46ZM80 242V243H79ZM119 242V243H118ZM32 243V242H31ZM45 243L47 244V246L45 247ZM78 243H79V245H78ZM161 243V244H160ZM16 244V245H15ZM158 245V246H157ZM81 248V249H83V251L82 250H80V249H78V248ZM88 249H87V248ZM20 248V249H19ZM50 248V249H49ZM4 249H6V250H4ZM17 249H19V250H17ZM43 249V250H44ZM93 249V250H92ZM86 251H88V253H86ZM17 253V252H16ZM172 254H173V252H172ZM25 255V256H24ZM34 254H31L30 255V253H26V252H22L21 253V257H20V259L23 261V263L22 264H26L27 263V261H28V263H30V264H40V263H38L37 261H36V258L33 256ZM73 255V256H74ZM94 257H93V256ZM214 255V254H213ZM25 257V258H24ZM201 257V256H200ZM209 257H210V255H209ZM215 259L217 258V256L215 255V256H213ZM63 258V257H62ZM59 260H61V259H58V261ZM70 259H68V261H64L63 259L61 260V261H59V263L60 264H72L70 261H69ZM215 261H217V259L215 260ZM225 262H227V260H224ZM258 262V260H255V264ZM248 262V261H247ZM252 262V261H251ZM182 263H184V261H182ZM249 263V262H248ZM259 263V262H258ZM257 263V264H258ZM261 263L263 264L264 263V261H262V259H261ZM261 263H259V264H261ZM0 264H4L2 261H1V259H0ZM76 264H82L80 261H77V263Z\"/></svg>",
    "mask_w": 264,
    "mask_h": 264
}]
</instances>
